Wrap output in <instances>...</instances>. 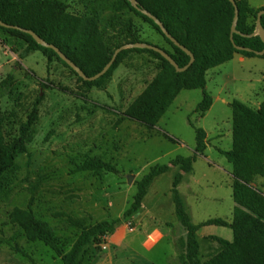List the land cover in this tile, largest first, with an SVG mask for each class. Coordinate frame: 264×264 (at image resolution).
<instances>
[{
  "label": "rangeland",
  "instance_id": "1",
  "mask_svg": "<svg viewBox=\"0 0 264 264\" xmlns=\"http://www.w3.org/2000/svg\"><path fill=\"white\" fill-rule=\"evenodd\" d=\"M57 1L72 15L97 14L115 21L118 32L111 39L123 44L139 40L174 52L150 24L129 9L118 8L121 0ZM24 51L22 43L0 35V83L10 78L0 88V133L8 143L19 136L34 108L38 109L32 140L16 156L15 169L0 193V264H63L44 244L30 241L13 222L16 210L31 212L67 250L81 231L70 218L82 227L120 220L100 248L90 247L86 257L90 264H184L182 242L174 246L166 226L177 220L171 189L179 167L157 178L148 188L142 209L125 218L142 178L151 168L177 156L197 157L192 176L179 187L193 224L232 218L235 202L225 172L232 173L233 168L220 151L233 148L232 102L240 101L257 111L264 107V60H235L209 71L205 90L181 92L160 122L150 128L122 120V115L160 73L158 60L129 52L101 88H89L61 63L49 65L41 53L22 59ZM204 93L213 98V106L202 116L196 111ZM197 129L206 132L203 154L195 151ZM88 158L113 165L117 173L77 172ZM130 176L132 183H128ZM259 183L264 178L254 182L264 192ZM157 230L167 234L161 243ZM200 233L234 241L230 228L209 226ZM199 242L204 256L222 249L213 238L201 236Z\"/></svg>",
  "mask_w": 264,
  "mask_h": 264
},
{
  "label": "trees",
  "instance_id": "2",
  "mask_svg": "<svg viewBox=\"0 0 264 264\" xmlns=\"http://www.w3.org/2000/svg\"><path fill=\"white\" fill-rule=\"evenodd\" d=\"M121 1L118 8L129 9L165 39L174 52L157 47L166 51L180 68H185L190 63L191 58L167 39L153 20L137 11L128 0ZM137 1L143 10L155 16L168 33L194 55L195 62L186 72L178 73L166 59L154 51L131 49L122 52L101 79L86 82L61 60L54 50L39 45L31 35L1 25L0 35L25 46L22 59H26L30 53H41L49 65L54 62L61 63L89 88H101L105 81L113 76L129 52L147 54L158 60L160 73L122 115V120L138 122L150 128L160 122L181 92L205 90L209 71L231 62L235 56L264 60V56L256 55L264 50V43L258 35L253 36L257 29L258 14L264 11V8L254 9L247 0H235L239 21L238 34L233 36L234 42L231 40V30L235 8L228 0ZM0 21L9 26L35 32L46 43L60 49L87 77L99 74L120 47L142 43L139 40H131L123 44L117 39H111L112 33L118 32L115 21L101 18L97 14L82 17L72 15L67 12L65 5L57 0H0ZM261 23L264 28V16ZM236 47L251 49L252 52L239 51ZM9 80L10 78L0 83V88L7 85ZM212 106L213 98L204 93L196 113L204 116ZM231 109L233 148L231 151H220L233 168L232 191L235 207L230 221L214 218L193 224L179 187L183 174L193 172L197 160L195 155L189 158L177 156L166 165L151 168L138 183L134 202L125 213V218H128L139 212L151 184L167 174L171 168L179 167L183 173L175 177L171 194L175 216L187 232L186 239L181 243L185 250L184 264H264V195L254 186L257 178H264V107L257 111L240 101H233ZM37 120L38 109L35 107L28 122L21 126L19 136L10 143L0 133V193L6 177L15 169L16 156L31 142V128ZM205 140L206 132L197 129L196 153H204ZM76 171L95 174L117 173L113 165L99 158L86 159ZM12 220L21 226L30 241L44 244L63 264H90V259H86L90 247L100 248L121 222L116 220L112 223L103 222L92 227H82L70 218V222L79 226L81 231L67 250L66 244L31 212L16 210ZM209 226L230 228L234 232V241L213 237L222 249L203 261L198 232Z\"/></svg>",
  "mask_w": 264,
  "mask_h": 264
},
{
  "label": "water",
  "instance_id": "3",
  "mask_svg": "<svg viewBox=\"0 0 264 264\" xmlns=\"http://www.w3.org/2000/svg\"><path fill=\"white\" fill-rule=\"evenodd\" d=\"M131 5L140 13H142L143 15L149 17L151 20H153L161 29V32L163 33V35L169 39L176 47H178L179 49H181L183 52H185L190 58V63L185 67V68H180L179 65L175 62V60L163 49L149 44V43H135V44H127L124 45L122 47H120L119 49H117L111 59V61L106 65V67L96 76L94 77H87L86 74L75 64L73 63L70 59L67 58V56H65L60 49H58L57 47H55L54 45H50L48 43H46L43 39H41L35 32L31 31V30H26V29H22L16 26H9L4 24L3 22L0 21V25L6 28H13L16 30H20L26 34H29L33 37V39L41 46L45 47V48H49L54 50L58 56L60 57L61 60H63L81 79H83L86 82H95L99 79H101L103 76H105L107 74V72L110 70V68L113 66V64L115 63L117 57L124 51L127 50H131V49H146V50H151L154 51L158 54H160L164 59H166L175 69L178 73H183L186 72L195 62V57L194 55L187 50L185 47H183L176 39H174L169 33L168 31L165 29L164 25L155 17L153 16L151 13H149L146 10H143L140 6L137 0H128ZM230 3L233 4L234 8H235V18L233 21V25H232V30H231V40L232 42H234L233 40V36L235 34H238L237 31V24L239 21V11L237 8V4L235 0H228ZM262 16H264V11L259 12L258 14V19H257V29L254 33L253 36L258 35L263 43H264V28L262 26L261 23V18ZM239 51H247V52H252L251 49H247V48H241V47H236ZM257 56L259 57H263L264 56V50L262 52H257L256 53ZM128 183H132V177H128Z\"/></svg>",
  "mask_w": 264,
  "mask_h": 264
},
{
  "label": "crops",
  "instance_id": "4",
  "mask_svg": "<svg viewBox=\"0 0 264 264\" xmlns=\"http://www.w3.org/2000/svg\"><path fill=\"white\" fill-rule=\"evenodd\" d=\"M248 2H249V4H250V6L252 7V8H254V9H261V8H264V0H247ZM253 1H255V2H257V4L256 5H254L253 3ZM248 58H244V57H242V56H235V58L232 60V61H235V60H238L240 63H245L246 62V60H247ZM251 59H253V58H251ZM254 59H256V58H254ZM249 60V59H248ZM222 170V169H221ZM193 172H194V170H193ZM193 172L191 173V174H183V176H184V180H183V182H182V184L186 181V179L187 178H189L190 176H192V174H193ZM180 173H183L182 171H181V169H180V172L178 173V174H180ZM229 177H230V186H231V190H232V182H233V179H234V176H233V171H232V173H229V172H225ZM177 174V175H178ZM181 184V185H182ZM195 184L197 185V186H199L200 185V181L199 180H195ZM260 184V186L261 187H263L264 188V183H259ZM181 187V186H180ZM180 190L181 189H179V192H180ZM233 192V191H232ZM263 193V195H264V192H262ZM183 197V196H182ZM218 197H221V196H218ZM227 197H228V195H227ZM230 197H233V194L231 195V193H230ZM173 217V216H172ZM226 220H229L228 218H226ZM231 220V219H230ZM229 220V221H230ZM201 223V222H200ZM199 224V223H198ZM166 226L168 227V229H169V231H168V233L169 234H171V242L173 243V245L174 246H176L179 242L181 243L183 240H185L186 239V236H187V232H186V230L181 226V224L179 223V221L178 220H176V219H172L171 221H168V222H166ZM217 227V226H216ZM222 228H224V227H222ZM202 230V229H201ZM200 230V231H201ZM200 231L198 232V239H199V241H200V239H201V236H202V238H205V237H207V238H209V239H211V238H213V237H215V238H219L218 236H214V235H201V233H200ZM157 232L161 235V241H160V243L163 241V240H165V238L167 237V234L165 233V232H163V231H161V230H157ZM179 234H181V235H179ZM225 241H228V239L227 240H225ZM159 243V244H160ZM200 243V242H199ZM201 256H202V258H203V261H206L207 259H208V257H210L211 256V254L209 253V252H207V256H204L203 255V253H202V249H201ZM204 256V257H203Z\"/></svg>",
  "mask_w": 264,
  "mask_h": 264
}]
</instances>
